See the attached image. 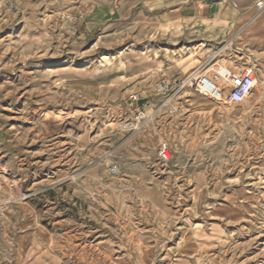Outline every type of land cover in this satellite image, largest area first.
I'll return each mask as SVG.
<instances>
[{"label":"rangeland","instance_id":"obj_1","mask_svg":"<svg viewBox=\"0 0 264 264\" xmlns=\"http://www.w3.org/2000/svg\"><path fill=\"white\" fill-rule=\"evenodd\" d=\"M106 1L130 0H0V264H264L255 67L216 61L254 78L231 112L188 89L158 92L183 78L92 98L66 67L153 41L92 31ZM55 114L64 129L47 125Z\"/></svg>","mask_w":264,"mask_h":264},{"label":"crops","instance_id":"obj_2","mask_svg":"<svg viewBox=\"0 0 264 264\" xmlns=\"http://www.w3.org/2000/svg\"><path fill=\"white\" fill-rule=\"evenodd\" d=\"M255 2L130 0L117 5L106 1V12L89 22L92 31L102 29L103 36L112 38L133 33L136 40L150 37L153 41L148 47L127 49L117 56L100 54L81 67H66L63 74L82 92L92 82L90 96L106 99L111 91L148 85L159 78L186 79L222 58L248 68L253 64L255 74L258 69L264 72V10L257 11ZM160 39L166 43L155 41ZM98 78L120 79L109 86L100 84ZM143 144H148L145 135L140 136Z\"/></svg>","mask_w":264,"mask_h":264},{"label":"built area","instance_id":"obj_3","mask_svg":"<svg viewBox=\"0 0 264 264\" xmlns=\"http://www.w3.org/2000/svg\"><path fill=\"white\" fill-rule=\"evenodd\" d=\"M254 6L257 11H263L264 0H256ZM157 87L160 93L175 95L179 91L188 89L212 102L224 101L228 104H241L251 95L254 87V78L249 74H235L225 64L213 62L195 71L182 81L171 83L162 80ZM129 100L132 104H137L140 101L134 95H131ZM138 119H144L145 121L147 118L139 116ZM166 152H168L167 146L162 145L158 151V157L163 163L169 161V158L166 157Z\"/></svg>","mask_w":264,"mask_h":264},{"label":"bare ground","instance_id":"obj_4","mask_svg":"<svg viewBox=\"0 0 264 264\" xmlns=\"http://www.w3.org/2000/svg\"><path fill=\"white\" fill-rule=\"evenodd\" d=\"M96 9V8H95ZM248 64V63H247ZM252 66H253V64H252ZM238 74V73H237ZM257 79L259 80V82H261L262 83V87L264 88V72L262 71V70H259L258 69V77H257ZM253 90H252V93H251V95L249 96V98H251L252 96H253ZM249 98H247L244 102H247V100L249 99ZM243 102V103H244ZM216 103H219L220 105H222L225 109H226V111L227 112H231V111H233V109H232V107H233V105L232 104H228V103H225L224 101H221V102H216ZM241 109V108H240ZM243 111V109H241V112ZM53 115V114H52ZM55 116H57V117H54V116H51V115H47V117H46V120H53V122L52 123H50L49 121H47L48 122V124L47 125H49V126H51V128H53V130L54 131H56V130H62V129H64L65 128V124H66V120H65V117H62V118H60V117H58L59 115L57 114H55ZM52 118H55V119H52ZM46 124V123H45ZM166 157L167 158H170V154L168 153V152H166ZM115 263V262H114Z\"/></svg>","mask_w":264,"mask_h":264},{"label":"water","instance_id":"obj_5","mask_svg":"<svg viewBox=\"0 0 264 264\" xmlns=\"http://www.w3.org/2000/svg\"><path fill=\"white\" fill-rule=\"evenodd\" d=\"M144 102H145L144 100H140V101L138 102V106L141 107L142 104H144Z\"/></svg>","mask_w":264,"mask_h":264}]
</instances>
